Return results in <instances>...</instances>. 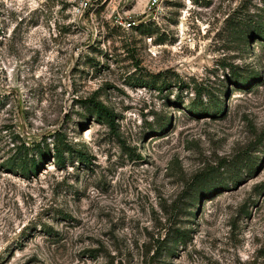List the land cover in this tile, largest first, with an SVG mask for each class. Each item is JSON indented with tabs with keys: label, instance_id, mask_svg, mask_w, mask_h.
<instances>
[{
	"label": "rangeland",
	"instance_id": "374dc122",
	"mask_svg": "<svg viewBox=\"0 0 264 264\" xmlns=\"http://www.w3.org/2000/svg\"><path fill=\"white\" fill-rule=\"evenodd\" d=\"M260 28L264 0H0V264H264Z\"/></svg>",
	"mask_w": 264,
	"mask_h": 264
},
{
	"label": "trees",
	"instance_id": "16d2710c",
	"mask_svg": "<svg viewBox=\"0 0 264 264\" xmlns=\"http://www.w3.org/2000/svg\"><path fill=\"white\" fill-rule=\"evenodd\" d=\"M261 32H259V35L264 39V28H260ZM245 83V82H244ZM93 112L95 114H97L98 118H101L102 116H104L106 119H108L109 125L112 126L113 125V117L112 114L107 111L105 108H103L100 104L94 103L93 105ZM73 150L71 147H69L66 143H64L61 139L57 140V145L54 147V156H53V160L60 166L64 165L65 162V153H68V155H70V157H72L73 154ZM77 153V159L80 162H87L85 156H83V154L81 152H76ZM42 159H45V155L44 154H40ZM10 165H14V163H10ZM37 162L34 161L33 159L31 160H27V159H22L19 164H17V167L22 171V173L24 174H30V173H34L37 170ZM171 235L173 236L174 234L180 235L177 236L179 238L182 239V237H184V234L176 231V230H172L171 231ZM167 233H170V231H168Z\"/></svg>",
	"mask_w": 264,
	"mask_h": 264
}]
</instances>
